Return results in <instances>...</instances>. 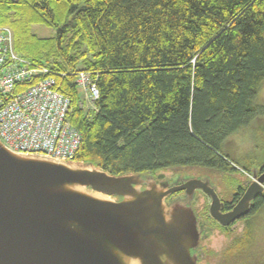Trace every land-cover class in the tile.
Returning a JSON list of instances; mask_svg holds the SVG:
<instances>
[{
	"label": "trees",
	"instance_id": "16d2710c",
	"mask_svg": "<svg viewBox=\"0 0 264 264\" xmlns=\"http://www.w3.org/2000/svg\"><path fill=\"white\" fill-rule=\"evenodd\" d=\"M36 25L55 36L39 38ZM1 26L13 31L16 53L49 68L71 99L82 135L75 162L171 180L176 169H201L245 191L236 177L254 166L235 164L222 147L264 116L255 104L264 82V0H0ZM79 71L97 82L96 110L80 106ZM263 206L264 197L254 211ZM240 224L239 252L247 255L254 228Z\"/></svg>",
	"mask_w": 264,
	"mask_h": 264
},
{
	"label": "water",
	"instance_id": "95a60500",
	"mask_svg": "<svg viewBox=\"0 0 264 264\" xmlns=\"http://www.w3.org/2000/svg\"><path fill=\"white\" fill-rule=\"evenodd\" d=\"M197 191L210 199L212 218L229 227L264 196V172L254 169L223 213L209 179L158 184L148 175L15 154L0 141V264H197Z\"/></svg>",
	"mask_w": 264,
	"mask_h": 264
},
{
	"label": "built area",
	"instance_id": "2783aa9c",
	"mask_svg": "<svg viewBox=\"0 0 264 264\" xmlns=\"http://www.w3.org/2000/svg\"><path fill=\"white\" fill-rule=\"evenodd\" d=\"M62 77H66L62 74ZM80 106L96 110L97 82L86 71L76 73ZM71 99L60 91L49 68L20 57L14 33L0 27V141L12 153L74 161L82 135L72 125Z\"/></svg>",
	"mask_w": 264,
	"mask_h": 264
},
{
	"label": "rangeland",
	"instance_id": "374dc122",
	"mask_svg": "<svg viewBox=\"0 0 264 264\" xmlns=\"http://www.w3.org/2000/svg\"><path fill=\"white\" fill-rule=\"evenodd\" d=\"M1 28L10 29L6 26H1ZM32 30L39 38H50L56 34L54 29L41 25L34 26ZM255 104L257 106H264V82L260 87ZM86 109L90 111L94 110L92 108ZM222 150L235 164L241 167L254 166L252 168L254 170L264 165V116L256 118L242 131L230 136L223 144ZM173 172L181 178L209 179L212 186L217 189L220 198L225 201L232 200L238 188L237 183H231V179L223 174L213 175L201 169H176ZM250 179V174L236 177L237 182L242 183L243 186ZM239 198L240 195L234 201L239 200ZM176 199H173V201ZM194 202L195 206L193 209L195 212L197 211L198 223L205 225L206 228L205 231H202L200 245L205 244L209 240L219 250V252H211L210 257L205 255L206 262H209V264H264V206L260 211L252 214L244 221L245 225L247 222L252 223L255 235V240L247 245L249 248L247 255L250 256L248 261L247 255L239 252L244 241L242 244L237 243L238 248L235 250H229L232 242L242 236L240 230L244 228V225L240 224L237 228L231 229V231H219L218 226L209 215L210 199L202 192H199L196 193ZM200 225H198L199 228H201ZM208 234L210 237H207Z\"/></svg>",
	"mask_w": 264,
	"mask_h": 264
},
{
	"label": "flooded vegetation",
	"instance_id": "af4514ba",
	"mask_svg": "<svg viewBox=\"0 0 264 264\" xmlns=\"http://www.w3.org/2000/svg\"><path fill=\"white\" fill-rule=\"evenodd\" d=\"M150 178H154L158 184H166L167 182H170V184L180 185V184H182V183H184L186 181V178H181V177L172 178V180L171 179H165V178H163L162 176H160L158 174L148 175V180H150ZM249 181L250 180H247L246 183L249 182ZM143 188H146V186H144ZM243 188H245V184H244ZM199 192H201V191H197L196 193H199ZM196 193H195V195H196ZM243 194H244V192L242 194H240L239 191H236L235 196H234L235 198L233 197L232 200L225 201V200L222 199V201L225 203V208L223 210V213L229 212L238 203V201L240 200V198L242 197ZM238 195H240L239 200H236L234 202L233 200H235L236 196H238ZM183 197H185V193L181 192V193L175 194V195L171 196L170 198H168V201H170V200L172 201L173 199H176V198L180 199V198H183ZM263 197L264 196H262L260 198H263ZM256 202H257V200H256ZM256 202H255L254 209L256 207ZM192 206L194 208L195 202L193 203ZM254 209H253V211L251 212V214L249 216H247V217L235 222L234 224H232L229 227H224V226L220 225L216 220H214L212 218V216L210 215V211H209V215L213 219V221L216 223V225L218 226L219 231H225L226 232V231H231V229H233V228H237L240 225L241 222L246 221L252 214H255L256 212H258V211H254ZM198 225H200V224L198 223ZM200 226H201V228L198 227V229L200 230L201 236H202V234H203L202 231H205L206 228H205V225H203V224L200 225ZM240 232H241V230H240ZM207 237H210L209 234L207 235ZM237 243H241V237H239L237 240L233 241L230 246H235V245H237ZM211 252H219V250H218L217 246L212 245L211 242L209 240H207V242L205 244L203 243V244L200 245V243H199L198 247L195 250H193L192 254L197 256V258H198L197 264H209V262L205 261L204 257H205V255L210 257V253ZM225 252H226V250H225ZM239 257H241V256H239Z\"/></svg>",
	"mask_w": 264,
	"mask_h": 264
},
{
	"label": "bare ground",
	"instance_id": "6f19581e",
	"mask_svg": "<svg viewBox=\"0 0 264 264\" xmlns=\"http://www.w3.org/2000/svg\"><path fill=\"white\" fill-rule=\"evenodd\" d=\"M56 161H58V160H56ZM59 162H64V161H59ZM148 175H151V174H148Z\"/></svg>",
	"mask_w": 264,
	"mask_h": 264
}]
</instances>
